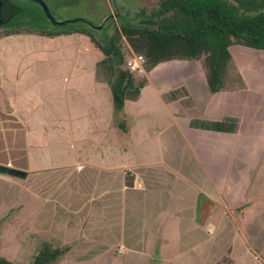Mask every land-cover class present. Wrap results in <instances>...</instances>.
Listing matches in <instances>:
<instances>
[{
  "label": "crops",
  "instance_id": "obj_1",
  "mask_svg": "<svg viewBox=\"0 0 264 264\" xmlns=\"http://www.w3.org/2000/svg\"><path fill=\"white\" fill-rule=\"evenodd\" d=\"M29 33L0 38V165L22 171L0 170L1 256L32 264L47 245L61 249L48 264H264V50L230 45L241 85L213 93L197 59L156 63L117 112L85 34H39L66 39L24 59Z\"/></svg>",
  "mask_w": 264,
  "mask_h": 264
},
{
  "label": "trees",
  "instance_id": "obj_2",
  "mask_svg": "<svg viewBox=\"0 0 264 264\" xmlns=\"http://www.w3.org/2000/svg\"><path fill=\"white\" fill-rule=\"evenodd\" d=\"M157 0L146 11L140 7L134 14L126 9L116 11L119 25L112 33L94 35L95 29L83 24L49 28L42 23L23 26L22 31L55 35L67 32L85 34L101 52L95 60L96 77L109 87L112 105L120 111L125 100L135 99L146 83L145 73L129 69L124 61L122 38L131 49L143 56V70L147 72L156 63L173 59H200L204 79L209 92L241 85L226 83L225 75L230 61L229 47L238 44L264 50V0ZM232 1H235L234 5ZM117 6H114L116 8ZM251 12V13H247ZM15 24L17 20H12ZM38 25V26H37ZM13 27L4 29L3 35L19 32ZM127 51V50H126ZM228 117L222 120L189 118V124L198 128L221 129ZM132 176H126L131 184ZM61 253L44 245L32 264H48ZM222 260L229 264L228 257ZM0 264H13L0 255Z\"/></svg>",
  "mask_w": 264,
  "mask_h": 264
},
{
  "label": "rangeland",
  "instance_id": "obj_3",
  "mask_svg": "<svg viewBox=\"0 0 264 264\" xmlns=\"http://www.w3.org/2000/svg\"><path fill=\"white\" fill-rule=\"evenodd\" d=\"M47 4L52 16L57 19H66V18H73V17H83L86 18L89 22L92 24L99 23L100 20L103 19L106 15L111 14L108 16V18L104 21L103 25L95 29L94 35L99 36L102 34V32H105L107 34L112 33L113 28L117 27L119 25L118 16L116 14V11L124 12L123 9H126L130 14H134L140 7H145L146 11H148L153 5L157 2V0H44ZM202 1V0H201ZM210 2V0H208ZM216 1L215 3H218ZM235 1H232L231 5H234ZM114 6H117L114 8ZM2 17L5 18L6 21H8L5 25L0 26V38L2 39L3 36V30L6 29H12L13 27H17L21 29L19 32L11 34L12 36H9L10 40H22L24 35L22 34V27L23 26H36V24L42 23L45 26H48L49 28H54L55 26L49 23L42 15V11L40 9V6L37 2L33 0H7V5L2 10ZM251 13V12H247ZM17 20V24H15L12 20ZM84 23L82 21L76 20L72 22H68L61 26H73V25H83ZM38 26V25H37ZM60 27V26H57ZM21 33V34H20ZM18 34V35H17ZM9 35V34H8ZM29 42L25 44L26 48L27 45L33 49H35V52L27 53L24 56V59H33L35 55H39V49L36 47L37 44L40 42L38 40H47V41H62V39H66V37H60V38H53V40H49V38L43 37L42 35L35 34V33H29ZM28 37V36H27ZM78 38L74 41H78V39H81L82 36H77ZM71 37H67V39H70ZM1 41V40H0ZM4 40H2L3 42ZM1 42V43H2ZM79 42V41H78ZM122 44L124 47V56L123 61H125V58L128 57L132 52L130 48H132L130 45H128L126 39L124 40L122 38ZM42 45V44H41ZM39 45V46H41ZM74 45V44H72ZM93 45V44H92ZM130 46V48H129ZM95 48V51L97 56H101V52L93 45ZM240 49L244 50H255L256 48L251 47H243L238 46ZM127 50V51H126ZM56 52V51H55ZM93 52V53H95ZM92 53V56H95ZM240 53V51H239ZM48 56H50L51 51H48ZM61 54V53H60ZM44 56V55H43ZM238 54V51L232 49V56L228 65H227V72L225 75V80L227 84L230 85H239V72L243 70L244 65L242 62V57ZM61 57V55H60ZM47 59H50L49 57ZM200 61V59H197ZM95 63V62H94ZM125 63V62H124ZM37 64H35L33 67H37ZM31 67V68H33ZM26 71V69L24 70ZM43 73L39 74V77H35V80L38 84L45 83L49 77L45 74V69L42 70ZM144 70L139 71V74H144ZM60 81H66L67 75L60 74L59 77ZM49 98V97H48ZM48 103L44 102L43 104ZM28 264V263H26ZM218 264H225V262L220 259L218 261Z\"/></svg>",
  "mask_w": 264,
  "mask_h": 264
},
{
  "label": "water",
  "instance_id": "obj_4",
  "mask_svg": "<svg viewBox=\"0 0 264 264\" xmlns=\"http://www.w3.org/2000/svg\"><path fill=\"white\" fill-rule=\"evenodd\" d=\"M35 2L38 3V5L40 6V9L42 11V15L43 17L49 22L51 23L52 25L54 26H61V25H64L68 22H72V21H76V20H79V21H82L85 25L91 27V28H98V27H101L104 23V21L108 18L109 14L106 15L105 17H103L102 20L99 21V23L97 24H92L91 22H89L86 18H83V17H73V18H66V19H60V20H57L55 19L47 4L45 3L44 0H33ZM7 5V0H0V26H3L5 25L8 21L5 20V18L2 17V12L1 10L6 7ZM0 170L2 171H5L7 173H10V174H14V175H19V174H22V171L18 170V169H15V168H12V167H7V166H2L0 165Z\"/></svg>",
  "mask_w": 264,
  "mask_h": 264
},
{
  "label": "built area",
  "instance_id": "obj_5",
  "mask_svg": "<svg viewBox=\"0 0 264 264\" xmlns=\"http://www.w3.org/2000/svg\"><path fill=\"white\" fill-rule=\"evenodd\" d=\"M125 65L129 69L142 71L143 69V56L139 53L132 52L128 57L125 58Z\"/></svg>",
  "mask_w": 264,
  "mask_h": 264
}]
</instances>
